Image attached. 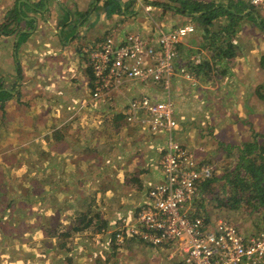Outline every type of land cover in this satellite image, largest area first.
I'll return each mask as SVG.
<instances>
[{"label":"crops","instance_id":"0c3cea01","mask_svg":"<svg viewBox=\"0 0 264 264\" xmlns=\"http://www.w3.org/2000/svg\"><path fill=\"white\" fill-rule=\"evenodd\" d=\"M193 1L214 4L215 9H231L224 4L227 0ZM229 1L233 10V5L244 4L241 0ZM178 2L179 6L168 7V10L151 2L152 9L147 12L141 6L144 0H0V84L2 90L11 95L6 103L2 127L14 120L12 107L23 114L26 113L24 110L34 108L29 101L32 94L36 106L50 104L52 100L53 104L63 105L72 100L75 105L71 107L76 106L85 116H92L91 120L69 116L62 121V128L51 125L49 133L35 140L41 142L48 137L49 152L38 150L33 159L34 171L29 167L28 157L24 161L28 165L25 173L34 175L29 181L33 180L35 187L30 191L40 190L46 196L40 200L42 202L34 203V210H30V205L24 206L27 207L25 211H33L35 220L47 217L56 225L50 234L53 244L46 250L53 260L51 264L180 262L179 257L165 246H152L158 249L153 252L136 238L128 240L122 247H117L113 240V232L121 220L135 221L151 187L162 180L159 163L165 147L164 136L152 133L143 123L129 124L126 106L137 97H149L155 102L166 100L165 86L135 81L127 85L123 94L111 96L113 102L102 105L91 98V67L84 53L86 47L100 43L111 33L118 41L136 33L149 38L156 36L159 29L173 30L176 22L189 23L192 17L178 12L181 0ZM236 11L243 22L249 20L246 15L252 12L247 8ZM218 20L226 27L223 33L244 31L239 27L240 20L234 23L228 15ZM195 25V34L181 45L183 63L190 58V51L202 50L205 43L213 42V26L199 28V23ZM215 40L222 42V39ZM229 41L227 43L233 41L249 50L250 42L233 38ZM256 45L260 51L250 50L247 54L256 58L250 59L249 63H242L244 57L237 60L243 64L241 68L242 64H236L233 57L232 67L225 68L220 75L225 82L231 80V86L235 88L230 91L244 93L248 90L245 93L250 94L252 84L241 79L263 77L260 62L264 57V44L257 42ZM209 53L203 68L212 71L219 68V63L213 53ZM220 67L223 69L224 64L220 63ZM200 75L193 88L197 89L196 100L192 98L191 104L183 107L180 103L186 100L191 88L180 78L174 79L175 95L172 97L177 103V137L197 153L199 160H203L213 158L208 145L210 138L198 134L201 132L198 126L204 120L203 96L211 94L213 84L202 80L211 82L213 72H208L207 77ZM206 88L209 89L205 91ZM183 93L186 94L184 99ZM254 94L258 96V90ZM42 160L52 162L48 177L42 175L46 172L42 170ZM23 185L20 182L3 183L0 190L20 192L24 190ZM38 204L40 208L36 207Z\"/></svg>","mask_w":264,"mask_h":264},{"label":"built area","instance_id":"2783aa9c","mask_svg":"<svg viewBox=\"0 0 264 264\" xmlns=\"http://www.w3.org/2000/svg\"><path fill=\"white\" fill-rule=\"evenodd\" d=\"M249 1L252 8L264 10V0ZM141 6L147 12L152 9V5ZM159 30L154 37L136 33L122 41L111 33L84 49L93 71L91 98L96 102H113L111 96L123 94L135 81L160 83L168 93L166 101L137 97L126 106L127 121L143 122L152 133L164 136L165 147L159 163L162 180L151 187L135 221L121 220L113 232L114 244L122 247L136 238L150 246H165L179 257V264H264V231L245 236L228 221L207 223L204 216L195 215L198 186L213 176V166L178 140L179 121L170 85L176 75L194 79L182 63L180 48L197 28L185 24L168 32ZM186 63L196 66L200 58L192 55Z\"/></svg>","mask_w":264,"mask_h":264},{"label":"rangeland","instance_id":"374dc122","mask_svg":"<svg viewBox=\"0 0 264 264\" xmlns=\"http://www.w3.org/2000/svg\"><path fill=\"white\" fill-rule=\"evenodd\" d=\"M178 1L144 0L143 4L152 5L153 3L156 7L164 6L168 10V7L179 6ZM241 1L244 2L245 6H250L249 0H247V3L244 0ZM224 4H227L229 8H232L229 5V0H227ZM242 9H245L243 5ZM251 10L256 15L255 18L248 17L249 20L244 19L246 22L241 20V22L237 21L240 22L239 27H243L244 31L237 30L238 32H234V30H232L229 33H223L225 32L224 29H226V27L223 26V24H219L221 20L219 21L217 19L213 25V42L205 43L202 46V50H198L196 52L195 50L193 52L190 51V56L194 55L199 57L200 63L193 66L190 63L182 62L190 68V71H187L193 74L194 79L188 80L182 75H176L174 77V79L180 78L181 80H184L186 86L188 85L191 87L190 90H188L187 95L184 93L181 94L183 99L184 95H186V100L180 101L181 105L185 107L192 103V98L196 100L195 94L197 93V89L193 90V88L196 87L198 83V75L201 74V77H207L208 72H213V79H211V82H207L206 79L202 80L203 83L206 82V84L212 83L213 91H211V94H204L203 96L204 102L202 106L205 110L203 115L204 120L203 123L198 126V129L202 133L198 131V134L201 137H209L211 140L208 145H210V149L213 152V158L210 157L211 159H209V157H206L202 161L212 164L213 175L218 174L219 178L231 170V166L235 160L234 157L238 153L236 149L237 147L244 148L246 144L254 142V140L257 139L260 144L263 142V138L261 137L264 135V101L254 93H256L257 90L259 93V89L262 88L260 92L264 95V69L262 68V71L260 72L263 75L262 78H255L254 76L252 79H241L246 83L252 84V91L250 94L245 93L248 92V90H245L244 93H241L240 91H230V88H235L234 86H231V80L225 82V80H222V77H220L225 68L229 69L232 67L231 58L234 57L236 64L238 65L246 63V61L249 63L250 59L256 58L253 57V55H247L250 50L256 52L260 51V47L259 45H256V43L262 42L264 44V10L260 11L259 9L257 10L254 8ZM195 23L198 24V22L190 20V22L186 24L196 26ZM183 25L176 22L175 27L179 28ZM200 27L203 28L204 26L200 24L199 28ZM174 28L172 29L175 30ZM159 31L160 30H158L156 35L160 33ZM187 38H185L184 41ZM215 38L222 39V42H217ZM231 38L245 43L250 42L249 50L233 41L232 43H227L230 42L229 40H231ZM207 50L213 53V58L217 57L215 54H218L219 50L227 53V55L224 53L220 54L221 59L219 58L217 61V63H219V68H215V70L212 71L211 69L207 71V68H203L202 64L205 62L204 60L210 56V53L207 52ZM229 55L232 57L228 58ZM243 57L245 60L242 63L241 61H237ZM220 63L224 64L223 69H221ZM253 66H249V68H253ZM240 67L242 68L243 64ZM199 68H201L200 72H198L200 70ZM237 74H239V72ZM174 79L170 85L171 97L175 95L173 88ZM208 89L209 88H206L204 90L206 91ZM179 92L180 91H178V93ZM30 96L32 97L29 101L31 102V107L34 108L24 110L26 113L23 114L22 112H18L16 109L14 110L12 107V119L14 120L6 125V127H2L1 124L6 114L4 110L0 109V187L3 183H24V190L20 192H18V190H10L8 192L0 190V264L53 263V260H50V256L46 253V250H48L51 244H53L50 240V234L53 232L56 225L47 217L43 218V220H35L33 217V211H25L27 207L25 208L24 206L30 205V210H34V203L36 201L42 202L40 200L42 198L46 199V196L44 197L40 190L30 191L35 187L33 185L34 181H29L34 177V175L25 173L28 165H26L24 161L28 157L27 160H30L31 164L29 167L32 171H34V168H32L33 159L35 155H37L38 150L41 148L42 152H49L48 137L41 142H35V140L42 134L49 133L51 125L55 124L57 127L62 128V121L69 118V116H72L74 119L89 118L91 120L92 118V116H85L79 112L76 106L71 107L75 105L72 100L71 102L68 101L63 105L53 104L52 100L50 104L45 103L41 104V106H36L34 101L35 95L32 94ZM37 101L38 100H36V102ZM75 101L77 102V99ZM18 102H20V100H18ZM174 103L176 110L177 103L175 100ZM73 111L74 113H72ZM137 123L141 122H133L131 124ZM41 164L43 166H41L42 170L46 171L44 172L45 174L42 175L48 177L49 167H51L52 162L50 163V160H42ZM21 166L24 167L21 168ZM18 168H21V171ZM224 183L225 181H221L220 184H214V187L217 188V192H219V187ZM221 197L222 196L220 194V200ZM29 202L30 204H28ZM214 204L217 203H213V209L210 208L207 211V214L210 216L212 221H228L239 228L240 232L245 236H253L264 231V220H262L263 218L259 220L262 212L250 213L247 211L236 210L231 211L230 213L225 207H218V205L215 207ZM36 207H39V204ZM23 212H25L24 215ZM259 227H261V229L257 232ZM254 228H256V230ZM137 242L143 243L140 241ZM143 245L153 249V252L158 250L157 248L145 243H143Z\"/></svg>","mask_w":264,"mask_h":264},{"label":"trees","instance_id":"16d2710c","mask_svg":"<svg viewBox=\"0 0 264 264\" xmlns=\"http://www.w3.org/2000/svg\"><path fill=\"white\" fill-rule=\"evenodd\" d=\"M180 3L181 6L178 8L179 13L192 17L191 20L198 22L206 28L213 26L215 21L223 15H228L234 23L240 20L241 18L237 15L236 9H242L241 5H243L245 9H252L248 6L246 7L241 2L240 4L237 3L233 5L234 10L232 8L225 9L222 7L215 9L214 4L212 5L193 0H181ZM246 16L255 18L256 15L252 11ZM221 53L227 55V53L219 50V53L215 54L217 56L215 57L217 61L219 58L221 59ZM230 57L232 56L229 55L228 58ZM202 66H204V63ZM261 66L264 69V57L262 58ZM201 68H199V71H201ZM90 70L92 77L93 71L92 69ZM2 89L3 87L0 84V109L4 110L6 113V103L11 95ZM260 90H262V88L259 89L258 96L264 101V95H262ZM261 138H263L261 144L257 139L254 140V142L246 144L244 148L237 147L238 153L234 157L235 160L233 161L231 170L226 172L222 177L219 178L218 174H215L199 184L198 194L193 203V207L196 210L195 215L204 216L207 223L212 222L207 211L210 208L213 209V203H217L214 204L215 207L217 205L218 207H225L230 213L236 210L250 213L262 212L259 220L262 218V220H264V135ZM221 181H225V183L219 187V192H217V188L214 187V184H220ZM220 194L222 196L221 200L219 199Z\"/></svg>","mask_w":264,"mask_h":264}]
</instances>
